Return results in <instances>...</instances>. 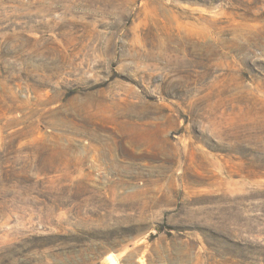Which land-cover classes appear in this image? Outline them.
Segmentation results:
<instances>
[{"label": "rangeland", "instance_id": "obj_1", "mask_svg": "<svg viewBox=\"0 0 264 264\" xmlns=\"http://www.w3.org/2000/svg\"><path fill=\"white\" fill-rule=\"evenodd\" d=\"M0 264H264V0H0Z\"/></svg>", "mask_w": 264, "mask_h": 264}, {"label": "trees", "instance_id": "obj_2", "mask_svg": "<svg viewBox=\"0 0 264 264\" xmlns=\"http://www.w3.org/2000/svg\"><path fill=\"white\" fill-rule=\"evenodd\" d=\"M39 246H37V247H39V248H43L44 246V243L43 242H41L40 244H38ZM29 254V252H28V250L27 251H23L22 252V254H21V256H26V255H28Z\"/></svg>", "mask_w": 264, "mask_h": 264}, {"label": "bare ground", "instance_id": "obj_3", "mask_svg": "<svg viewBox=\"0 0 264 264\" xmlns=\"http://www.w3.org/2000/svg\"><path fill=\"white\" fill-rule=\"evenodd\" d=\"M110 257H111V255H110Z\"/></svg>", "mask_w": 264, "mask_h": 264}]
</instances>
